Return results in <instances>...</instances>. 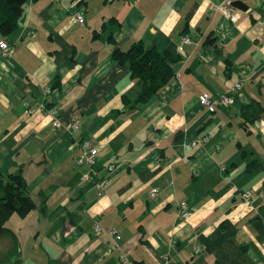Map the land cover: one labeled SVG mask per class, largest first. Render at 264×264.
<instances>
[{
  "label": "crops",
  "instance_id": "0c3cea01",
  "mask_svg": "<svg viewBox=\"0 0 264 264\" xmlns=\"http://www.w3.org/2000/svg\"><path fill=\"white\" fill-rule=\"evenodd\" d=\"M1 40L13 50L0 55V171L22 173L36 203L7 221L1 261L124 264L128 252L127 264H264V0H28ZM139 41L168 54L175 77L134 107L140 85L112 54ZM44 87L61 129L36 110ZM229 92L234 103L213 113L199 102ZM255 102L263 111L246 122ZM85 140L101 147V196L76 164Z\"/></svg>",
  "mask_w": 264,
  "mask_h": 264
},
{
  "label": "trees",
  "instance_id": "16d2710c",
  "mask_svg": "<svg viewBox=\"0 0 264 264\" xmlns=\"http://www.w3.org/2000/svg\"><path fill=\"white\" fill-rule=\"evenodd\" d=\"M27 1L0 0V35L9 37L18 29ZM211 41L208 38L206 42ZM112 57L118 64L128 65L131 78L140 85V91L133 103L134 107L149 104L175 77L169 55L161 54L154 48H147L140 41L132 44L126 51L115 49ZM48 105L52 106L50 103ZM262 111V106L255 102L243 109V117L246 122L253 123L258 120ZM35 208L36 203L29 194L23 174L19 172L4 175L0 171V237L15 236L6 227L7 221L14 215L26 218ZM0 264L6 263L0 260Z\"/></svg>",
  "mask_w": 264,
  "mask_h": 264
},
{
  "label": "built area",
  "instance_id": "2783aa9c",
  "mask_svg": "<svg viewBox=\"0 0 264 264\" xmlns=\"http://www.w3.org/2000/svg\"><path fill=\"white\" fill-rule=\"evenodd\" d=\"M75 19L79 23H84V16L80 12H75ZM31 35L34 36L35 33L31 32ZM182 43L184 45H189L193 44L194 41L188 37L185 36L182 38ZM0 55L4 58H9L11 57L13 46L9 44L6 40H1L0 41ZM241 89V84L237 83L233 87L232 91H238ZM231 91V92H232ZM231 92L225 93L221 96L218 97H212L208 93H202L199 96V102L202 105L203 108H205L207 111L213 113L215 112L218 108H225L229 107L234 103V97L232 96ZM52 94V88L50 87H44L42 90V96L40 101L38 102V105L36 106V110L40 111L43 114L48 115L52 119V124L55 129H61L64 127V124L61 121L60 115H59V109L56 106H49L48 103L50 96ZM25 108L27 114H31L33 112V106L27 101L25 102ZM80 128V119L79 116L74 114L71 118V121L68 125V130L70 133H73L77 131ZM207 138L201 139V142H206ZM198 142L195 141L192 144L196 145ZM79 155L76 157V164L82 168H84V171L82 173V182L84 183H92L93 184V189L95 193L99 196L103 195L108 188L109 185V179L108 177H100L98 176V171H97V157L100 151V145L94 143L92 140H85L82 141L79 144ZM108 172H113L115 170L114 164H109L106 167ZM159 194V191L157 189H153L150 193L151 198H156ZM243 199L246 204H251L255 201V198L252 195V192L247 191L244 192L243 194ZM193 212L190 210L189 206L185 203L182 202L179 204L178 208V216L179 218L183 220H188L192 216ZM95 229L97 231H101L102 228L96 224ZM112 235H117L116 231H111ZM197 251H200V249H197ZM128 252H121L120 258L121 261L124 264H127L129 262L128 260ZM166 260L167 258L164 257Z\"/></svg>",
  "mask_w": 264,
  "mask_h": 264
},
{
  "label": "water",
  "instance_id": "95a60500",
  "mask_svg": "<svg viewBox=\"0 0 264 264\" xmlns=\"http://www.w3.org/2000/svg\"><path fill=\"white\" fill-rule=\"evenodd\" d=\"M233 6H235L236 8L242 9V10H246L247 6H245V4L242 1H235L232 4Z\"/></svg>",
  "mask_w": 264,
  "mask_h": 264
},
{
  "label": "rangeland",
  "instance_id": "374dc122",
  "mask_svg": "<svg viewBox=\"0 0 264 264\" xmlns=\"http://www.w3.org/2000/svg\"><path fill=\"white\" fill-rule=\"evenodd\" d=\"M2 239V237H0V240ZM2 257V259H4V257L3 256H1Z\"/></svg>",
  "mask_w": 264,
  "mask_h": 264
}]
</instances>
